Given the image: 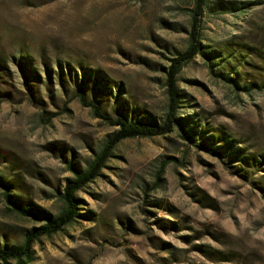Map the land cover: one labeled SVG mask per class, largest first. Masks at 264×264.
<instances>
[{"label":"rangeland","instance_id":"rangeland-1","mask_svg":"<svg viewBox=\"0 0 264 264\" xmlns=\"http://www.w3.org/2000/svg\"><path fill=\"white\" fill-rule=\"evenodd\" d=\"M210 1L198 29L218 57L210 67L198 54L178 75L189 132L176 123L119 142L77 192L86 216L41 237L30 264H264V0ZM242 1L244 12L221 9ZM195 8L0 0V177L11 193L58 215L70 165L85 169L118 130L74 95L82 85L114 117L166 123V69L189 47ZM4 191L0 242L20 243L44 221L10 211Z\"/></svg>","mask_w":264,"mask_h":264},{"label":"trees","instance_id":"trees-1","mask_svg":"<svg viewBox=\"0 0 264 264\" xmlns=\"http://www.w3.org/2000/svg\"><path fill=\"white\" fill-rule=\"evenodd\" d=\"M196 8L191 10L193 29L190 32V44L187 50L178 54L172 58L170 65L166 69V87L167 94L169 96V112L167 114V121L163 125H158L155 122H144L139 119H129L125 115L114 117L113 115L105 112L96 98H90L86 92L85 87L80 86L75 92V96L79 98L84 106L90 107L93 114L103 119L105 122L118 127V130L114 135L107 140L104 147L96 155V157L89 163L85 169H79L76 166L70 165V169L74 173L73 178H69L62 192H60V198L63 201V209L61 212L53 216L51 214L42 213L33 205H31L18 193H11L10 182L5 181L0 177V184L5 188L4 196L8 209L10 211L19 213L24 216H32L36 219L44 221L42 225L34 226L29 230H26L22 241L19 243H9L6 239L2 244L0 242V264H30L34 260V244L43 236H53L65 229L66 226L74 223L81 216H86L84 212L80 211L79 198L77 192L87 186L90 182L94 181L101 175L102 169L106 165V161L112 156L113 149L119 142L124 139L134 137H152L156 135L165 134L175 130L176 123L180 126L184 133L189 132L184 130L183 122L180 118H177V109L180 102V93L178 87V75L182 71L183 67L189 63L196 55L201 54L207 58L209 66L214 64V59L218 57L215 52H207L204 50V45L200 39V30L198 29V14H200L204 8L210 7V0H194ZM251 2H239L236 5H229L226 8L222 6V11H246ZM229 4H232L231 2ZM220 9V10H221ZM23 70V74L26 77V65L23 61L19 64ZM1 67V64H0ZM213 70V68H212ZM31 72L30 68H27V72ZM32 75V73H31ZM227 81L232 83L234 87L241 90H246L245 86H240L238 82L230 75L220 74ZM264 88V81L260 83V86ZM10 92H6V94ZM192 134L185 135V137H191ZM192 138V137H191ZM165 165L162 167L164 170ZM161 174L158 175L160 179Z\"/></svg>","mask_w":264,"mask_h":264}]
</instances>
